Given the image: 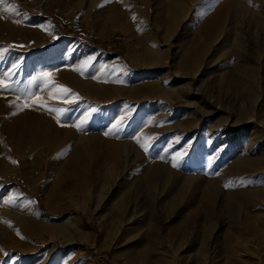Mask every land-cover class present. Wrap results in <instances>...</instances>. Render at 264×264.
I'll return each mask as SVG.
<instances>
[{"label": "rangeland", "instance_id": "rangeland-1", "mask_svg": "<svg viewBox=\"0 0 264 264\" xmlns=\"http://www.w3.org/2000/svg\"><path fill=\"white\" fill-rule=\"evenodd\" d=\"M80 1L0 0V79L7 85L0 88V264H137L125 250L148 229L139 226L117 249L101 226V217L110 220L109 206L121 199L124 207L140 210V220L157 221L160 234L182 217L197 216L181 244L174 237L153 244L168 264H264V0H92L88 12L89 0ZM176 6L184 15L174 19ZM97 16L105 18L100 29ZM201 38L206 44L195 65L199 72L178 70L185 47ZM147 47L154 50L150 61L140 55ZM86 83L105 90L91 100L92 92L80 89ZM60 85L71 91L63 93ZM144 85L152 90L145 92ZM253 98L255 118L246 120ZM46 115L53 142L49 152L36 144L32 165L14 154L23 141L18 122H42ZM102 116L115 126L107 130ZM226 119L232 133L222 145L233 146L218 160L221 145L207 142ZM79 133L99 135L103 155H114L123 141L128 159L140 160L119 190L104 193L103 216L92 196L83 208L78 194H67L71 187L57 192L47 181L46 164L68 163V154L56 155L63 137ZM197 137L204 139V155L191 162L189 142ZM243 162L250 165L244 169ZM236 168L242 176L232 180ZM186 172L192 183L183 199L170 202L169 186ZM146 174L153 176L147 186ZM204 188L216 190L212 215L202 203L182 212ZM228 195L236 196V207L223 204ZM210 216L213 231L206 234Z\"/></svg>", "mask_w": 264, "mask_h": 264}, {"label": "bare ground", "instance_id": "bare-ground-1", "mask_svg": "<svg viewBox=\"0 0 264 264\" xmlns=\"http://www.w3.org/2000/svg\"><path fill=\"white\" fill-rule=\"evenodd\" d=\"M24 1H26V4H28V2L30 0H24ZM78 3L81 5V4H83V1L81 0ZM89 3L90 4L87 5L88 7H86L87 12L92 10V8H93L92 0H89ZM242 7L243 6H241L239 4V5H236L235 8L241 9ZM172 8H173V6H172ZM181 14H182V9L178 6H176L174 8L172 17H174V19H175L176 17L180 16ZM183 15H184V12H183L182 16ZM182 16H180V17H182ZM104 19L105 18L97 16V20L95 22L98 25V29H100L101 23L103 22ZM4 24H6V23H4ZM8 25L9 24H7L6 26L4 25L3 27L7 30ZM172 26L173 25L170 24V25H166L164 27V33H163L164 38H166L169 31H171ZM214 39H216V38H214ZM189 44H190L189 46L185 47L186 49H185V51H183V55L181 54V57H180L181 59H180V61H178L179 64L177 65V69L180 70L181 68L186 66L194 74V73L199 72L198 70L195 69V65H196V62L198 59L199 51H201V52L204 51L206 42L204 41V38H201L200 42L198 44L197 43H189ZM152 52H154V50L150 49V47H147V48H143L140 55H143L145 57V59L150 61L149 59L152 56L151 55ZM193 69H195V70L193 71ZM203 76H204V73H203ZM259 82H260V77L257 78L256 84H259ZM93 84H91V83H86L84 85L80 84V89H81V86H83V89L88 90L87 91L88 93H90L89 91L92 92L93 99L91 98V100H95L94 95L100 96V94H97V93H103V90H105V87L102 86L104 88L101 92L100 89L102 87L101 88L96 87V86H99L100 84H98V83H96L98 85H96L95 83H93ZM143 90L145 92H149L150 90H152V88L151 87L149 88V86L144 85ZM256 106H257L256 98H253L252 99V111H251V113L246 115V120H250V119L255 118ZM12 113H14V112H12ZM15 114H16V112H15ZM22 118H24V117H22ZM24 119H25V121H27L26 117ZM27 119L29 121V117ZM34 119H30L32 122L31 121H30V123L27 122V124H25L23 122L24 121L23 119L20 122H18L19 126L21 125L20 126L21 128L19 127V129L21 131L20 132L21 135H20L19 140L22 139L23 141H22L21 145L17 146L18 150L14 151V154L19 156L21 159H23L24 156H27L32 165L34 164V161H35V156L33 157V155L37 151L36 147H38V146H36V144L40 143L49 152V150L51 148V144L53 142L52 141L53 140L52 130L50 128L51 125L48 122L49 119H48L47 115H46V118H44V117L41 118L43 120L40 119L42 122L38 121L39 118L37 119V121ZM46 119H48V120H46ZM44 120H46V121H44ZM101 121L108 128L107 130H110L111 128H113L115 126L114 125L115 124L114 119H107V117L102 116ZM0 123H1V121H0ZM224 123L225 124L223 127L215 130L213 141L211 143H209V141L207 142V144H213L215 147H218L221 145L220 148L216 150L215 158L218 160H220L222 158V156H227L231 152V148L233 146L230 142L227 143L226 145H222L224 143V141H226V139H228V137L231 136V133H232V130H230V126H229V120L224 121ZM234 123H235V121H234ZM13 124H14V119L8 120V122H7L8 133H11V131H12L11 129L13 127ZM237 124H239V123H237ZM231 127L234 128L235 125H232ZM1 128H2V126L0 124V130H1ZM17 131H19V130H17ZM4 133L7 134V132H4ZM26 133H28V138L30 135V138L27 139L28 140L27 142H25V140H24L26 137L25 136ZM202 134L204 135L206 133H202ZM12 135L13 134H10L9 136L12 137ZM148 135H149V132H148V134L145 133V135H143L140 138L141 142H145L148 139ZM56 136L58 137V135H56ZM64 137H66V136H64ZM64 137H63V140H65V141H63L64 144H62V146L60 147L61 148L60 151H58V152H60V154L57 153L56 155H58L59 159H61L65 154H68V157H67L68 163L64 164V165L61 164V166H57L56 164H53L54 160H52V162L50 161L51 163L49 162L48 164H46V169L48 172L47 181H49V179H50L51 181H53L55 183V185H56L55 188H56L57 192H62L61 188L63 186H67L68 188L71 187V189L69 191H66L67 194H70V195L78 194L79 198L82 202L81 205L83 208L87 206V200L92 196L94 199V201H93L94 202V210H97L98 212H100V215H102L105 211V208H106L105 207L106 204L104 202V193L109 188H114V189L119 190L121 188L120 185L123 182L125 183L126 177L130 175V173H131L130 171H132L131 169H133L135 167L134 164H139L140 160L136 161L137 156L134 157V159H135L134 161H132L131 159H128V144L123 142V141L117 142L118 143L117 147L114 148V151H116V150L117 151L114 153V155H112V154L103 155V154H101V148H102L101 144L102 143L100 142L101 137L99 135L88 136V135L79 133L73 137L74 139H71V138L64 139ZM217 138L220 140H216ZM55 139L56 138H54V140ZM8 141H9V139L7 140V142H5L3 144V147L7 146ZM102 141H103V139H102ZM203 141H204L203 138L197 137L196 139H192L189 142L190 146L194 147L192 150V154L190 155L191 158H189V160L191 162L193 160L197 161L198 156L200 154H202L201 151H202V148L204 147ZM15 148H16V146H15ZM39 149H41V148H39ZM42 155H43V153H42ZM121 155L124 157V159L122 161L117 162L118 157ZM202 155H204V154H202ZM36 156H37V154H36ZM248 162H243V164H244L243 168L244 169L250 165V164H248ZM145 166H147V164H145ZM151 172L153 173V171H151ZM241 173H242L241 170L236 168L230 174V177L232 180L240 178V176H242ZM144 174H145V172H143V175ZM152 177H151V175L149 176L147 174L144 176V181H145L144 185L145 186L150 185V183L152 182ZM176 177L177 178H175L176 179L175 185L169 186L168 191L166 192V198H168V200L170 202H178L181 199H183V197H182L183 191L182 190L187 188L192 183V180L194 179V178L192 179V177H190L188 175V172L184 173L180 177L179 176H176ZM165 181H166V179H164L163 184H165L167 187V184L165 183ZM153 183H154V181H153ZM142 185H143V183H142ZM208 188H210V187H208ZM208 188L207 189L204 188V190L205 189L206 190H205L204 194L201 196V198L195 199L191 204H188L186 207H183L181 211L182 212L186 211L190 206H195L196 203L197 204L202 203L203 207L209 209L210 215H212V207H213L214 199L216 196V194H215L216 190H214V189L216 187L211 188L209 190H208ZM238 191L242 192L243 190H238ZM241 194H243V193H241ZM246 197H245V199H246ZM241 198H238V200H240ZM223 199H224L223 204L226 207H228V208L236 207L237 199H236L235 195H228V197H225ZM242 200H244V199L242 198L240 201H242ZM249 200H250V198H249ZM124 202H125V200L121 199L119 202H115L109 206V209L111 208L110 220L109 219L107 220L104 217H101V224H102L101 226L104 228V230L108 231L112 235V237L109 239V240H111L110 244L112 245V247L117 248L120 246V244L123 241H127V240L129 241L133 237V235L136 234L142 226H144L148 230L140 237L141 240H139V241L137 240L138 242L133 241V242H131V243H133L131 246H129V247L126 246L127 248L125 251H129L128 257L131 255V257H133V259H134L133 261L136 262L137 264H168V262L166 260V253H164L161 250V248H159V247L154 248L153 244H159L161 241L167 242V241H169V239H171V237L172 238L174 237L176 244H181L183 239L185 237H188L187 235L189 234L190 227L193 224H196L197 216L194 215L193 217L189 218L187 215L185 217H182L183 219L178 218L181 220L178 221V224L176 225V227H171L172 230L169 229L166 231L165 234H160V233H158L157 221L153 220L149 216L146 218H142L140 220L136 215L138 212H140V210L135 211L134 209L127 208V206L124 207V205H125ZM225 209H227V208H225ZM105 212H107V211H105ZM211 218H212V216H210L209 220H204L207 222V228L205 230L206 234L211 233L213 231ZM139 226H141V227H139ZM230 236H232V235L230 234ZM144 242H147L146 246H143ZM155 257L157 259H155Z\"/></svg>", "mask_w": 264, "mask_h": 264}, {"label": "snow or ice", "instance_id": "snow-or-ice-1", "mask_svg": "<svg viewBox=\"0 0 264 264\" xmlns=\"http://www.w3.org/2000/svg\"><path fill=\"white\" fill-rule=\"evenodd\" d=\"M42 75H44V74H42ZM2 87H7V85H5V83H4V80L3 79H0V88H2ZM60 89H62V92L63 93H69L71 90L70 89H68V88H66L65 86H63V85H60V86H58ZM52 111H60L59 109H51ZM143 146V145H142Z\"/></svg>", "mask_w": 264, "mask_h": 264}]
</instances>
